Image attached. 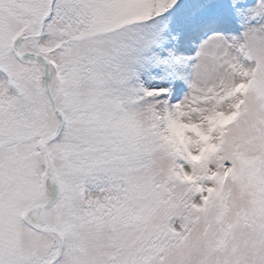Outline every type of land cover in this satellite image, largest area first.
<instances>
[{
  "label": "snow or ice",
  "instance_id": "snow-or-ice-1",
  "mask_svg": "<svg viewBox=\"0 0 264 264\" xmlns=\"http://www.w3.org/2000/svg\"><path fill=\"white\" fill-rule=\"evenodd\" d=\"M0 264H264V0H0Z\"/></svg>",
  "mask_w": 264,
  "mask_h": 264
}]
</instances>
